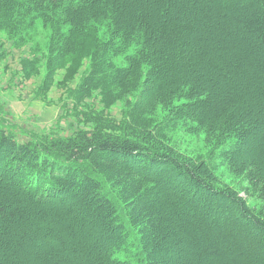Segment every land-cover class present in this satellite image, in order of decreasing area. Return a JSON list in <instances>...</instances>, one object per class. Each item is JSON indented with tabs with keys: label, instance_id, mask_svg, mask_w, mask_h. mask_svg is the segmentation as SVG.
Listing matches in <instances>:
<instances>
[{
	"label": "trees",
	"instance_id": "trees-1",
	"mask_svg": "<svg viewBox=\"0 0 264 264\" xmlns=\"http://www.w3.org/2000/svg\"><path fill=\"white\" fill-rule=\"evenodd\" d=\"M132 1L0 0V33L5 32L14 43L28 41L38 20L56 34L49 51V80L68 56L82 58L83 54L113 65L107 54L111 50L103 45L109 32L101 37L89 32L87 41L94 46L91 51L84 50V31L95 26L107 24L114 38L123 41L122 37L128 41L125 44L138 43L126 66L91 72L78 89V96H90L101 89L108 101L125 99L129 108L120 130L103 126L101 116L87 115L88 121L96 123L90 130L80 129L65 137L25 131L29 138L18 141L11 125L0 122V179L8 168L20 186L0 185V264L16 263L12 256L17 250L9 249V239L20 246L27 237L37 241L46 231L49 211L59 209L72 217L70 231L62 228L66 235L73 229L85 231L91 223L115 230V244L108 250L97 247L96 263L164 264L161 253L167 245L180 248V256L187 257L189 264H235L231 260L235 252L240 254L237 264H264V251L256 253L264 246V207L256 211L257 217L250 215L241 198L216 187L215 179L220 176L211 164L199 162L173 143L170 124L166 127L161 120L151 119L155 107L164 105L172 107L169 115L176 119L182 113L184 119L196 121L209 140L220 143L237 137L231 147L211 152L212 157L228 162L239 174L251 175L255 182L251 188L262 193L264 202L262 140L254 138L257 128L250 122L264 118V63L260 61L264 56V0H223L221 14L210 4L203 6L201 15L193 7H183L179 0H148L144 7ZM184 9L188 12L180 13ZM217 18L224 22L227 38L204 30ZM239 34L249 41L240 53L235 47ZM101 46L107 52L101 54ZM250 46H256L253 56L248 52ZM256 59L263 67L251 73ZM218 77L226 83L227 92L214 81ZM135 93L132 101L129 97ZM249 98L255 103L249 104ZM180 101L183 103L177 108L172 106ZM118 158L127 163L140 161L143 171L158 176H144ZM169 171L174 174L163 188L162 172ZM184 181L202 189L205 198L186 201L184 206L170 200L165 210L163 199L175 196L167 188ZM68 184L77 188L70 203L64 200ZM225 202L239 205L243 229L237 230L239 223H231H236L231 213H223L224 219L218 215L216 206ZM72 203L82 208L80 213L71 210ZM30 207L35 212H30ZM123 210L128 217L125 224L135 227L140 258L132 253L119 260L126 254L120 250H126L129 234L127 226L120 223Z\"/></svg>",
	"mask_w": 264,
	"mask_h": 264
},
{
	"label": "rangeland",
	"instance_id": "rangeland-1",
	"mask_svg": "<svg viewBox=\"0 0 264 264\" xmlns=\"http://www.w3.org/2000/svg\"><path fill=\"white\" fill-rule=\"evenodd\" d=\"M147 1L148 0H133L132 2H136L135 4L144 7L148 4ZM179 2L183 7H193L198 15L203 13L201 11H203L204 5L210 4H214L217 8V10H215L221 14L219 9L221 5H224L223 0H179ZM186 12L185 9L180 11L182 14ZM204 30H206L207 33H213L216 37L221 36L222 38H227L226 36L228 35L224 22L219 20V18L214 21V24L208 23ZM83 31L84 30H82L81 33H83ZM85 32L86 36H84L83 41L85 42L84 47L86 48L84 50L88 48V51H91L94 46L90 41H87L89 32H93L95 36L99 37L103 34H107V32L110 33L108 34L109 39L107 42H103L105 43L103 45L106 47L108 46V49L111 51H104L103 46H101V54L107 52L109 59L112 61L111 64L115 67L126 66L128 64V57L138 48L137 42L125 44L128 41H125L122 37L118 36L124 43L120 39L114 38L112 29L107 24L98 25V27L95 26L93 30L88 29L84 31V33ZM30 34L31 36L28 41L17 44L14 43L15 40L10 38L5 32L0 33V122L2 124L11 125L18 141H26L29 138L25 131L39 135L53 133L56 137H65L80 129L90 130L95 127L96 123L88 121L87 115L101 116L105 120L103 126L110 128L109 125H113V128L116 126V130H120L126 122L127 110L129 108L127 107L128 103L125 99L121 98L108 101L107 97L104 99L101 89L94 90L90 96H78L79 86L88 74L99 69L104 73L106 67L111 66L114 68V66L103 65V61L100 59L90 60L89 56H83V54H80L82 58L68 56L65 58L66 63L63 67L55 70L54 76L49 80L47 78L51 73L48 65L50 59L49 51L50 47L55 44L57 36L54 34L52 28L41 20H38L37 23L34 24ZM238 40L239 42L235 47L236 52L240 53L239 50L244 51L246 46H249V41H246L247 39H245L242 34H239ZM248 49L249 54L253 56V54H255L253 50L256 51V46H250ZM232 60L231 58L230 61ZM260 61L264 63V56H262ZM261 62H259V59L255 60V64L251 66L253 70L250 69L251 73L254 72V69L263 67L260 65ZM28 63L33 64L29 65ZM220 63L223 62L220 61ZM145 70H147V68H145ZM209 78L213 80V77L210 76ZM214 81H217L218 85L223 88L222 91L224 90L227 92L226 83L221 82L219 77L215 78ZM135 95L136 93L130 95L129 99L134 101V98L137 96ZM248 100L249 104L255 103L251 98ZM248 100L246 102L247 105H244L245 107L248 106ZM182 103L183 101H180L177 105L172 106L177 108V106ZM158 106L159 105H157L152 112L151 119L155 122L161 120V124H164L166 127L170 124L169 129L172 130L171 140L182 150L181 152L191 153L192 157H195L199 162L211 164L215 172L220 176L218 181L217 178H214L216 187L222 190L228 189L233 196L237 195L238 198H241L244 205L249 208L250 215L257 217L256 211H261V207H264V202L262 193L258 194L257 190L253 191V188H251L255 183L251 175L246 173L239 174V172L235 171L233 166L231 167V164L223 159H216L212 157L211 154V152L218 153L226 147H231L236 140L238 141V138L228 139L220 143L209 140L205 130H200L202 128L196 121L193 122L184 119L182 113L181 116H177L178 119H176V116L169 115L172 107H164V105ZM250 122L257 128L252 134L258 142L262 140L261 143L263 147L260 148V150L264 152V118L258 121L252 118ZM263 152L260 153L261 158L264 156ZM256 155L260 157L259 154ZM118 161L123 165L129 164V166H134L135 169L137 168L136 170L144 176H158L157 172L153 173L149 170L143 171L140 161L138 163H127L124 159L121 160V158H118ZM160 169L161 167L157 170ZM162 174L165 180L163 179L161 183L163 188H165L166 179L173 176L174 173L169 171L167 173L162 172ZM213 174L214 172L211 171L209 175L213 176ZM2 175L4 177L0 179L2 188H10L12 184L18 185V181L12 179L13 176L10 170L8 171V168L2 171ZM186 183V181L180 182L177 187L167 188L168 191L175 194V196L163 199L162 202L164 203L163 206H165V210H167L170 200L175 199L183 205L186 201L191 200L198 202L201 200V197L205 198L202 189L196 186H190ZM65 186L68 192L65 194L67 195V199L64 200L70 203V199L77 193V188L75 185L72 186L68 184ZM52 202L61 203V200L54 201L53 199ZM201 204L203 205V203ZM233 205L234 206H231L230 202L228 204L226 202L222 203L220 208L216 206V210H219L217 213L218 215L220 214L223 219L224 215L226 216L228 215L227 213H231L233 220L236 222L233 223V221H231V223H239L237 230L243 229L244 225L238 218V215L241 214L239 205ZM71 206V210L73 209L72 211L81 212L82 208L77 209V205H74V203H72ZM66 207L67 206H65V208ZM28 209L30 212H35L31 207ZM49 212L46 221L47 224L45 226L46 231H44L42 236H39L40 238L37 239V241L32 237H27V241L20 246L21 244H19L18 241L9 239V249L13 252L17 250L16 253H13L16 255L12 256V259L16 262L15 264L103 263L102 256L100 257L102 262H94L97 257H99V248L97 247L99 246L101 249L106 247L108 250L115 244V230H106L101 228V226L91 223L85 226V231L80 232V230L73 229L74 231L72 230L73 232H71L70 235H66L65 230L62 228L64 227L67 231H70L69 228L72 226V217L69 218L64 209H59L57 212L54 210ZM223 213L225 214L223 215ZM121 214L122 218L120 223L127 226L129 234L125 244L126 250L125 248L120 250V254L126 251V254H123L121 258L126 256L119 260H125L126 257L132 253L140 258L137 249L138 239L137 236L134 235L136 231H133L135 227L132 226V224H125L128 218L126 217V210H123ZM224 229L221 230V233L222 231L224 232ZM169 237L168 235V240ZM258 248L260 249V246ZM122 250L123 252H121ZM179 250L167 245L164 246L161 253V258L165 261L164 264H189L187 262L188 258L181 257ZM262 251H264V246L261 247L260 251L257 249L256 253H262ZM235 255L236 256L231 260L237 264L240 262V254L235 252ZM253 259L255 260L256 258ZM134 261L139 260L135 259Z\"/></svg>",
	"mask_w": 264,
	"mask_h": 264
}]
</instances>
